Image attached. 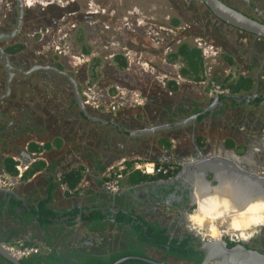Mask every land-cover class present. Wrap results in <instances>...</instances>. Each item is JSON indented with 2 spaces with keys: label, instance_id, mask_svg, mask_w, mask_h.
Here are the masks:
<instances>
[{
  "label": "crops",
  "instance_id": "crops-1",
  "mask_svg": "<svg viewBox=\"0 0 264 264\" xmlns=\"http://www.w3.org/2000/svg\"><path fill=\"white\" fill-rule=\"evenodd\" d=\"M251 2L264 14V0ZM177 3L91 1L87 16L79 19L73 2V9L64 8L68 14L49 15L50 25L37 33L75 15L70 32L59 30L57 42L42 40L45 51L51 46L57 53L46 57L50 66L24 71L10 64L0 80V175L12 182L8 192L0 190L2 198L14 196L26 208L46 201L63 216L55 227L89 239L80 217L66 213L96 205L114 210V194L103 180L106 170L123 160L176 165L170 178L136 170L122 179L119 200L135 202L150 220L176 222L182 199L165 194L176 184L193 186L194 210L202 211L231 199L226 197L238 187L251 193L252 173L264 171V39L219 20L214 27L208 18L205 25L216 29V37L192 34L177 15L185 5L179 9ZM67 57L71 64L62 61ZM212 79L230 93L211 96ZM132 89L146 96L144 105L130 104ZM7 158L13 166L5 165ZM35 222L32 218L23 235L16 222L0 231L15 229L13 241L47 249L44 230Z\"/></svg>",
  "mask_w": 264,
  "mask_h": 264
},
{
  "label": "trees",
  "instance_id": "trees-1",
  "mask_svg": "<svg viewBox=\"0 0 264 264\" xmlns=\"http://www.w3.org/2000/svg\"><path fill=\"white\" fill-rule=\"evenodd\" d=\"M192 3L195 5H191ZM201 3V0H189V3L185 4L190 9L193 20L197 21L201 18L205 22L209 17L205 12L211 13L208 8L202 12L203 8L199 5ZM177 6L181 8L180 3H177ZM55 13L50 16H54ZM195 14H198V17H195ZM10 16L15 18L13 14ZM198 22L200 23V20ZM4 27L6 30L9 29L5 22ZM24 48V44L17 42L6 45L3 50L11 55L12 60L17 61V54ZM197 53L198 50H195V54ZM191 57H193L192 54L188 59ZM5 78V71L0 70V80L5 81ZM21 80L22 83L26 81L24 77ZM14 163L9 158L5 160V165L8 167L13 166ZM153 177L166 179L168 175ZM169 191L166 190L165 194ZM120 195L110 196L114 201V210L96 205L87 210L73 209L66 213L70 218L80 217L81 225L91 233L89 239L88 237L80 239L75 233L61 232L58 227H55L56 218L63 216L52 208H48L46 201H40L36 208H26L22 200L18 198L11 195H8V198H2L0 195V230L7 227L9 223L16 222L17 225L19 224L17 231L23 235L32 218L36 219L34 226L44 230L42 246L47 249L38 246V253L20 259L22 264H113L123 257L130 258L117 264H152L141 258L165 261L169 264H199L201 262L203 253L199 250L201 245L199 235L188 230L176 233V223L169 224L162 218L148 219L145 213L137 212L135 202L123 203V199L119 200ZM202 212L200 209L194 210L189 216V222L199 227L203 234L211 229L210 236L217 237V234L223 231V225L218 218L220 211L212 205L205 210V213ZM225 218L227 219V216ZM229 225L230 223L226 224V227ZM15 231V229L10 231V228H7V233L0 231V242L14 245L22 242L25 245H32L30 240L13 241ZM227 232V235L233 236L229 229ZM226 242L228 246L236 244L234 240L227 237ZM0 264L13 263L0 254Z\"/></svg>",
  "mask_w": 264,
  "mask_h": 264
},
{
  "label": "flooded vegetation",
  "instance_id": "flooded-vegetation-1",
  "mask_svg": "<svg viewBox=\"0 0 264 264\" xmlns=\"http://www.w3.org/2000/svg\"><path fill=\"white\" fill-rule=\"evenodd\" d=\"M23 1V0H22ZM225 3H227L228 5L246 13L247 15H250L252 17L255 18H259L257 12H256V7L254 6V4L251 2V0H248V2L246 0H222ZM8 2L10 3V6L8 8L9 12L7 13V15L3 14L0 12V34H6V35H10L12 33V31L14 30V28L17 26V22H18V17H19V1L18 0H8ZM93 2V1H92ZM94 3V2H93ZM194 3V2H193ZM191 4V5H195V4ZM197 4V3H196ZM202 6L203 10H206V6L201 3L199 4ZM200 6V7H201ZM31 7V4L28 3H24L23 2V15H22V21L21 24L23 23L24 25V21L27 17H29L31 19L32 24L28 25V28H26L27 32H31L33 30L38 31L40 30L42 27H45L46 25H50L49 23L47 24L48 21H50L51 19L49 18L50 14H52V10L56 11V7L54 4L51 3L50 6H47L46 8H41V10L33 13L31 11V9L29 8ZM71 9H73V3L70 4ZM59 11H56L55 16L56 17H62L64 15V8L63 7H58L57 8ZM64 10V11H63ZM69 9H67L68 11ZM259 10V9H258ZM51 11V12H50ZM62 11V12H61ZM68 12H71L70 10ZM68 12H66L68 14ZM201 12V13H202ZM207 14L208 19L211 20V22L213 23L214 21V27H217L218 25V18H216L211 12V14L207 13V11L205 12ZM13 14L15 16V18L13 19L10 15ZM62 14V15H61ZM196 17H198V14H195ZM83 16L78 18L81 19ZM105 17V15H104ZM50 20H49V19ZM198 20V19H197ZM199 21V20H198ZM220 22H222L221 20H219ZM4 22L6 23L7 27H9V29L6 30V28H3V24ZM52 22V21H51ZM20 24V26H21ZM19 26V28H20ZM197 27V26H196ZM18 28V29H19ZM18 31V30H17ZM58 27L56 26H52L51 32L47 34V36L45 37L46 40H51V39H57V36L59 34L58 32ZM69 32V31H68ZM17 32L14 35H11L8 38H2L0 37V39L3 40H9L10 44H15L17 42ZM23 41V40H22ZM43 42H38L35 45H32V42L29 44L28 42H26L25 48L22 49L21 51H19V53L17 54V61L10 59L9 62V57L7 58L8 60H6L5 56H3L0 53V70L5 71L6 73V69H7V61L9 64H14L18 67L21 68V70H32L33 66H50V62L49 60L47 61V63L45 64L44 61L46 60V57H50L51 55H54L55 51L53 50V48L51 46H48V50L43 51V46H42ZM6 47V45L1 46L2 49H4ZM57 53H55L56 55ZM7 55V54H6ZM31 58V60H30ZM14 59V58H13ZM17 62V63H16ZM19 68V70H20ZM256 173H252L253 175V184L252 186V191L251 193H247V190L244 189V187L241 186V188L238 187V190L233 191L234 193H236V195L231 196V197H226V198H231V199H226V202H220L219 204H217L215 207L217 210L220 211V214L218 216V218H220V222L223 225V231L222 233H218L217 237H221L222 235H227V229H229L231 231V235H233L236 240H234L236 243H240L241 240L239 239H245L247 240L245 244L246 247L249 248H253V249H257L261 252H264V237L261 238L262 242H260L258 240V237L255 236V238L252 241H248V239L250 237H252L255 233H257L259 230H263L264 229V176H260V175H264L263 173L259 172L260 175L256 174ZM191 188V189H190ZM192 193H193V186L187 184L186 185H180V184H176L173 186V189L171 191H169L166 194V198L169 197H173V196H177V197H181L182 201H181V206L177 207V209L179 211H181V215H180V219L178 221H176V233H181L182 231H184L185 229H183L182 224H183V217L185 216V214L187 215V211L185 212V206L190 204V201L192 200ZM213 195L217 194V189L214 188L213 189ZM246 198H250L252 201L249 203H244ZM234 199V200H233ZM248 201V200H247ZM192 205V204H190ZM242 207V214H236L234 211V208L236 207ZM208 209V208H207ZM203 213H205V211H203ZM227 216V219L225 218ZM224 217V218H223ZM230 217L238 220V222H234L232 223L230 221ZM230 223V225L228 227H226V224ZM175 231V230H173ZM207 231H211V229H208ZM201 239V236H199ZM233 240V239H231Z\"/></svg>",
  "mask_w": 264,
  "mask_h": 264
},
{
  "label": "water",
  "instance_id": "water-1",
  "mask_svg": "<svg viewBox=\"0 0 264 264\" xmlns=\"http://www.w3.org/2000/svg\"><path fill=\"white\" fill-rule=\"evenodd\" d=\"M19 1V17L17 26L14 28L10 35L0 34L2 38H8L11 35H14L22 21L23 15V1ZM248 2V0H246ZM201 2L209 9V11L222 22L238 28L239 30L251 33L258 37L264 39V14L256 9L259 18L252 17L247 15L246 13L228 5L222 0H201ZM0 53L5 56L6 60L7 56L4 50L0 47ZM11 65L7 61V68H10ZM40 68V66L35 67ZM47 68V67H46ZM66 76L75 84V82L66 74ZM12 77V73H9V78ZM9 81V80H8ZM76 96L79 104L82 106L80 101L79 94L76 90ZM254 173L259 174L256 170ZM264 176V175H260ZM5 192H8L5 190ZM192 201V200H191ZM194 204V202L192 201ZM186 217L189 219V213H187ZM205 234L201 237V245L199 246V250L203 253V258L199 264H264V252H261L257 249L246 247L244 243L247 242L245 239L241 240L240 243H236L233 246H228L225 238H212L206 239L204 237ZM0 254L6 258L8 261L13 264H22L20 259L12 256L7 250L2 247V243L0 242ZM130 257H123L116 260L113 264H117L123 262L125 259ZM134 258V257H131ZM144 261H147L152 264H169L165 261H157L149 258H141Z\"/></svg>",
  "mask_w": 264,
  "mask_h": 264
},
{
  "label": "rangeland",
  "instance_id": "rangeland-1",
  "mask_svg": "<svg viewBox=\"0 0 264 264\" xmlns=\"http://www.w3.org/2000/svg\"><path fill=\"white\" fill-rule=\"evenodd\" d=\"M91 1H93L96 6H105V5H108V4L112 3V2H115V0H74V1H72V0H23L24 3L31 4V7H29V8L31 9L32 12L34 11L33 13L41 10V8H46L47 6H50L51 3L55 5L56 11H59L57 9L58 7L67 8V7L70 6L69 4L74 2L78 6L77 7V12H80L79 14H81V16L86 15V11L88 10V7H89L88 3L91 2ZM117 1H120V0H116V2ZM123 1L124 2H126V1L135 2L136 3L138 1L140 2V1H149V0H123ZM152 1H154V0H152ZM175 1L180 3L181 5L184 4L185 7H186L185 3L186 2L189 3V0L188 1L187 0H175ZM9 6H10V3H8V1L5 2V0H0V12L1 13L7 15V13L9 12V10H8ZM189 10L190 9H188L186 7L184 11H178V14H177L180 19L182 18L181 20L185 24V26L188 29V31L190 33H192V34H194V33H208L209 35H211L212 37L215 38L216 37V32H217L216 29H212V25L211 24H210V26H208V25L206 26L205 22L203 20H201V18H199L200 23L198 22V20L197 21L193 20L191 12ZM53 12L54 11L52 10V13ZM64 12H66V11H64ZM29 17H27L25 19L24 25L22 23L20 28L17 31V33H18L17 34V37H18L17 42H20L22 44H25L26 42H28L30 44L32 42V45H35V44H37L40 41L42 42L43 34H46V33H45L44 30H42L40 33H37L35 30L31 31L30 33L27 32L26 28H28V25L32 24L31 19ZM74 17H75V15L67 16L66 19H65L67 22L65 20L62 21V23H64V26L66 27L67 23H69L72 20H75ZM195 17H196V15H195ZM195 22H198V23H195ZM193 23L197 24L198 27L194 26ZM56 27H58V30L63 28L62 25L61 26L58 25ZM105 30L106 31L103 30L105 33L111 34L110 31H113V34H115V35L121 34V33H119V31H117V33H116L114 28H113V30L112 29H105ZM8 44H10L9 40L0 39V47L3 46V45H8ZM45 59L46 60L44 61V63L46 64L48 59L47 58H45ZM30 60H31V58H30ZM69 60L70 59L68 57L65 60L62 59V61L64 63L66 62V64H71V62ZM209 180H211V178ZM188 207L189 208L186 209L185 212L187 211L188 213H191L192 211H194L196 206H195V204H192V205H189ZM242 209H243L242 207L238 206V207L234 208V211H235L236 214H242L243 213V212H241ZM175 217H176V219H175L176 221H178L180 219V215H178V213H176ZM189 221L190 220L186 217V214H185V216L183 217V224H182L183 229L191 231V232L195 233L196 235H199V236L202 237L203 236V231L199 227L191 224ZM230 221L232 223L238 222V220L235 221V219H233L231 217H230ZM255 236L258 237V240L260 242H262L261 238L264 237V229L263 230L262 229L259 230L252 237H250L248 239V241H252L255 238ZM204 237L206 239H212L211 236L206 235V234L204 235ZM221 237L225 238V239L227 237L229 239L236 240V238L234 236H230V235H225V236H221Z\"/></svg>",
  "mask_w": 264,
  "mask_h": 264
},
{
  "label": "built area",
  "instance_id": "built-area-1",
  "mask_svg": "<svg viewBox=\"0 0 264 264\" xmlns=\"http://www.w3.org/2000/svg\"><path fill=\"white\" fill-rule=\"evenodd\" d=\"M7 1L8 0H5V2ZM56 22L54 26H56ZM58 25L60 26V24ZM62 26H63L62 28L63 33L68 32V31L70 32V30L67 29L68 23L66 24V27L64 25ZM62 29H59V30L62 31ZM50 32L51 30L48 32L45 31L46 34H43V39H45L47 34ZM50 41L57 42L58 39H51ZM51 42H47L45 44L50 45L52 44ZM56 49H59V46H56ZM208 85H209V94L211 96L228 95L230 93L228 88L222 86L221 84H219L213 79L209 81ZM128 100L131 105L138 107V106H142L145 104L146 96L139 90L132 89L129 93ZM110 110L115 111L116 106L112 104L110 106ZM136 170L140 171L143 174H149V175H168L169 178L171 176H175L177 172L176 165L173 162L150 161V160H130L129 164H127L126 160H123L115 165L110 166L106 170L104 180H103L104 189L112 195L118 194L119 192H121V189H122L121 184H122V179L124 178V176ZM261 173L264 174V171H261ZM11 185H12V182L10 181L9 178L0 175V190H9ZM2 247L17 259L25 258V257L30 256L31 254H35L39 252V248L37 246L25 245L22 242H19L18 244H15V245L2 243Z\"/></svg>",
  "mask_w": 264,
  "mask_h": 264
},
{
  "label": "bare ground",
  "instance_id": "bare-ground-1",
  "mask_svg": "<svg viewBox=\"0 0 264 264\" xmlns=\"http://www.w3.org/2000/svg\"><path fill=\"white\" fill-rule=\"evenodd\" d=\"M204 234L209 235L210 236V231H206ZM212 238H220V237H212Z\"/></svg>",
  "mask_w": 264,
  "mask_h": 264
}]
</instances>
